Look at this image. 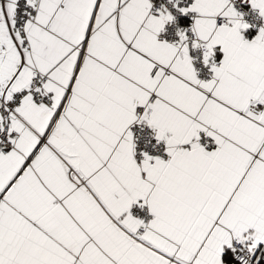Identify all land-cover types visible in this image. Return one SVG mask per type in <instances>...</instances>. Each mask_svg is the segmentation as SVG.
Listing matches in <instances>:
<instances>
[{"label":"snow or ice","instance_id":"1","mask_svg":"<svg viewBox=\"0 0 264 264\" xmlns=\"http://www.w3.org/2000/svg\"><path fill=\"white\" fill-rule=\"evenodd\" d=\"M168 3L0 0V264H264V23Z\"/></svg>","mask_w":264,"mask_h":264},{"label":"built area","instance_id":"2","mask_svg":"<svg viewBox=\"0 0 264 264\" xmlns=\"http://www.w3.org/2000/svg\"><path fill=\"white\" fill-rule=\"evenodd\" d=\"M234 2L236 3V6L241 11H244L246 13L245 19L249 22V24L259 26L261 23H264V20H261L259 17L256 16L254 12H252L249 9V6L247 5V3H240L239 0H234ZM161 4H165L169 8V10H171L174 13L175 21L173 23L165 25L164 30L159 34V38L167 39V40L175 39L176 38L175 37L176 28L180 26L189 25L191 22L190 17L188 15L181 14L177 12L175 9H173L172 5L168 3V0H153L154 9L158 8ZM249 29L255 30V28H249ZM192 54L194 56H198L199 52L197 50V51H194ZM197 67H199V64H197ZM257 107H260V106L257 105ZM133 130L137 134V137H138L137 139L138 150L143 149L150 153L153 152L154 151L153 149L154 141L152 140L150 130L146 126L143 127L142 130L139 126H134ZM157 147L159 148L160 146H157ZM133 213L134 214L138 213V210L135 207L133 208ZM138 214L141 215L142 217L147 216L146 210H144L143 212H139Z\"/></svg>","mask_w":264,"mask_h":264},{"label":"crops","instance_id":"3","mask_svg":"<svg viewBox=\"0 0 264 264\" xmlns=\"http://www.w3.org/2000/svg\"><path fill=\"white\" fill-rule=\"evenodd\" d=\"M255 30L248 29L245 31L244 35L250 38L255 33Z\"/></svg>","mask_w":264,"mask_h":264}]
</instances>
